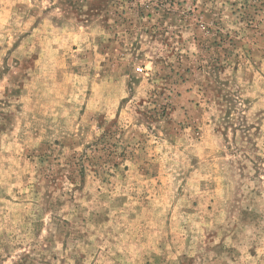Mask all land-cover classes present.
<instances>
[{"label": "rangeland", "instance_id": "rangeland-1", "mask_svg": "<svg viewBox=\"0 0 264 264\" xmlns=\"http://www.w3.org/2000/svg\"><path fill=\"white\" fill-rule=\"evenodd\" d=\"M0 264H264V0H0Z\"/></svg>", "mask_w": 264, "mask_h": 264}]
</instances>
